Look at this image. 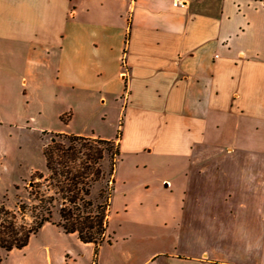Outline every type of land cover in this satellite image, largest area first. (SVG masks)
Here are the masks:
<instances>
[{"label":"crops","instance_id":"obj_1","mask_svg":"<svg viewBox=\"0 0 264 264\" xmlns=\"http://www.w3.org/2000/svg\"><path fill=\"white\" fill-rule=\"evenodd\" d=\"M0 71L13 121L120 135L110 242L95 256L48 223L71 242L47 239L28 264H264V0H0ZM133 206L139 226L119 235L113 212Z\"/></svg>","mask_w":264,"mask_h":264},{"label":"trees","instance_id":"obj_2","mask_svg":"<svg viewBox=\"0 0 264 264\" xmlns=\"http://www.w3.org/2000/svg\"><path fill=\"white\" fill-rule=\"evenodd\" d=\"M51 134L65 137L68 145L44 152L47 175L40 174V182L29 183L27 200H20L15 209L0 205V264H4L5 254L26 248L48 223L66 234H76L82 243L94 244L95 256L103 243L110 242L107 230L114 174L121 155L117 142L120 135L115 140H105ZM92 143L105 146L110 154L107 174L102 169V150H94ZM104 180V189L97 199H92L93 190ZM55 211L58 222L53 220Z\"/></svg>","mask_w":264,"mask_h":264},{"label":"rangeland","instance_id":"obj_3","mask_svg":"<svg viewBox=\"0 0 264 264\" xmlns=\"http://www.w3.org/2000/svg\"><path fill=\"white\" fill-rule=\"evenodd\" d=\"M2 75L0 71V77ZM15 92L13 89H9V87H0V205L4 203L11 210L15 209L16 204L20 200H27V188L30 182H40V174L47 175L44 152L60 145H68L65 137H59L45 131L53 132L65 128L72 133H78L85 132L87 126L83 117H77L71 122L72 125L68 129L65 126L67 124L66 118H56L55 115L48 113H43L33 118L28 115L26 119L21 118L13 121L7 115V107L2 101L10 95L14 97ZM66 98L59 97L58 104L56 105L57 111L65 109L68 106ZM64 100L67 102H63ZM33 108H35V105H33ZM95 121L97 125H100L97 120ZM107 133L108 135L113 133L112 128H109ZM92 147L94 150L99 148L102 150L104 158L102 160V169L107 174L110 167V154L106 152L103 145L92 143ZM121 172L123 171L121 170ZM105 184L104 180L95 187L91 195L92 199L98 198L99 191L101 188L104 189ZM122 189L121 184H118L117 188L114 187L111 199V208L114 210L122 205ZM138 210L139 208L133 206L131 211L123 216H117L116 212H113V220L110 224L112 227L120 230L119 235H121L122 231L128 233L138 228L140 223ZM59 219V214L55 211L54 222H58ZM132 235L133 238H130L129 244H127L129 247H133V242L136 243L139 238V234L137 233ZM47 239H54L55 241L64 243L71 242L69 239L59 238L54 233L39 232L32 238L30 249L27 252L26 250H14L5 254L4 264H28L36 261V251Z\"/></svg>","mask_w":264,"mask_h":264},{"label":"built area","instance_id":"obj_4","mask_svg":"<svg viewBox=\"0 0 264 264\" xmlns=\"http://www.w3.org/2000/svg\"><path fill=\"white\" fill-rule=\"evenodd\" d=\"M173 6L176 8L186 9L189 3V0H172Z\"/></svg>","mask_w":264,"mask_h":264}]
</instances>
